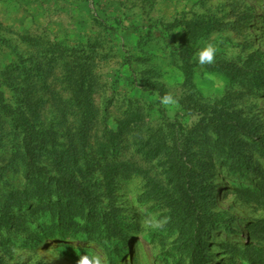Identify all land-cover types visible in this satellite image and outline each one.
<instances>
[{"label": "rangeland", "instance_id": "1", "mask_svg": "<svg viewBox=\"0 0 264 264\" xmlns=\"http://www.w3.org/2000/svg\"><path fill=\"white\" fill-rule=\"evenodd\" d=\"M209 43L214 62L201 65ZM256 70L264 0H0V264H189L172 221L182 141L203 208L221 217L206 264H264ZM214 109L262 134L243 139L250 172L231 171L228 138L203 118ZM105 218L127 234L90 224Z\"/></svg>", "mask_w": 264, "mask_h": 264}, {"label": "trees", "instance_id": "2", "mask_svg": "<svg viewBox=\"0 0 264 264\" xmlns=\"http://www.w3.org/2000/svg\"><path fill=\"white\" fill-rule=\"evenodd\" d=\"M223 69L229 75L234 74L238 70L237 66L233 64L225 66ZM240 74H242V71ZM253 79L261 84L262 89H264V71L256 70L253 74ZM2 100L3 95L0 92V102ZM203 118L206 120L208 127L222 131L228 138L229 148L226 152V158L230 161L229 166L231 171L240 174L250 172L253 164L249 158V154L243 149V139L246 138L247 140L254 141L262 134L256 131L250 132L247 121L240 118L237 111L229 113L223 109H214L210 113H205ZM26 132L30 136L29 128H27ZM185 145H187L185 141L177 142L171 151L172 167L170 177L174 182L177 197L181 202V207L172 215V221L177 224L180 230V238L182 239L180 250L187 253L190 257L189 264H206L210 255L205 252L207 243L204 235L209 234L214 229V222H221V217L214 212L209 214L203 208L197 192L198 185L195 172L190 165L191 155L188 147ZM72 185L75 193L92 207L93 199L89 192L85 188H81L76 182H72ZM87 219L89 220L90 216ZM96 222H93V224L90 222V224L97 226L100 234L103 230H107L106 233L109 232L111 234L118 231H121L124 236L127 234L121 226L111 225L112 222L107 218ZM207 227L211 229L209 232H207ZM226 229L232 230L230 227ZM58 236L59 238L67 239V235L65 234H59Z\"/></svg>", "mask_w": 264, "mask_h": 264}, {"label": "clouds", "instance_id": "3", "mask_svg": "<svg viewBox=\"0 0 264 264\" xmlns=\"http://www.w3.org/2000/svg\"><path fill=\"white\" fill-rule=\"evenodd\" d=\"M216 51L217 49L214 44H207V46L199 52V63L201 65L212 64L214 62ZM161 103L169 107V109H172L178 104V101L172 95L169 94L162 97ZM153 226L159 227L160 225L159 223H156ZM79 264H101V261L99 260V258L92 257L90 259L89 256L85 255L81 257Z\"/></svg>", "mask_w": 264, "mask_h": 264}]
</instances>
